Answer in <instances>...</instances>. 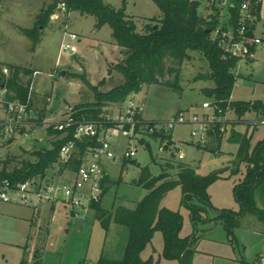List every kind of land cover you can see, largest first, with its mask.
Instances as JSON below:
<instances>
[{"label":"rangeland","instance_id":"374dc122","mask_svg":"<svg viewBox=\"0 0 264 264\" xmlns=\"http://www.w3.org/2000/svg\"><path fill=\"white\" fill-rule=\"evenodd\" d=\"M103 1L117 9L124 7L125 13L135 20L139 30H142L150 18L163 17L161 0ZM50 2L51 0H0V61L30 68L36 72L33 77V96L38 114L44 113L45 116L57 118L75 106L96 101L95 92L85 80L96 85L101 92L121 84L123 75L117 70L109 73L108 69L111 64L120 62L124 55L115 46L112 29L108 24L98 28L94 16L78 11L72 12L69 17L62 13L53 15L47 25L39 24L42 29L39 40L34 45L32 39L24 35L19 28H33L37 25L39 13ZM262 11L259 35L263 43L254 60L246 62L242 58L237 62L234 69L237 80L231 95V100L234 101L264 102V8ZM65 31L78 35V39L72 42L75 51L71 54L61 51ZM189 53L190 57L180 68L177 88L153 83L145 84L140 92L133 93L144 102V116L162 120L181 109L193 108L204 100L212 99L203 91L204 88L215 86L212 78L205 77L211 70L208 60L201 53ZM170 65L171 63L167 62V67ZM62 70L66 71L65 76L60 74ZM201 76L204 78H200ZM174 78L175 73L166 74L160 80L173 81ZM46 96L52 98L51 103H47ZM229 116L233 123L228 126L220 144L211 141L204 148H198L197 142L188 141L189 126H177L173 132L176 146L185 154L182 160L184 163L196 168L201 175L222 170L221 178L209 187L210 204L203 205L198 199L191 201L205 207L201 212V219L194 223L190 208L182 202L183 192L180 187L167 193L160 205L178 210L182 214V236L196 234L198 237L194 246L195 256L198 254L195 264H264V234L250 231L248 226L243 224L229 236L222 221L217 217L224 209H240V204L234 196V186L242 180L246 163H239V144L233 138L234 134L250 137V152L264 139H259L264 133V120L261 117L249 113L242 119L236 117L233 110L229 112ZM45 131L39 127L36 128L35 134L42 132L45 135ZM46 136L45 146L50 147L51 137L47 134ZM127 142L124 138L120 139L123 146ZM149 142L150 148L146 145L137 146V155L126 165L121 150L116 149L115 163L107 166L113 184L101 200L104 208L114 209L118 205L133 207L136 201L146 194V191L136 184L141 168L149 165L154 174H159L171 160L168 155H156L157 143L152 140ZM41 145L37 140L32 147L26 144L21 148H1L0 168L2 162L8 158H14V164L22 160H36L33 150L42 147ZM49 171L51 172V169ZM169 172L172 176L176 173L174 169H169ZM67 175L72 177L71 173ZM64 182L67 180L62 177L60 183ZM257 204L264 209V185L258 190ZM58 210H61V207ZM31 213L29 205L0 200V264H20L22 258L30 259L35 246ZM82 215H85L84 211ZM246 218H252L259 223L253 216L247 215ZM86 219V215L85 219H81L73 214L67 217L65 212H56L51 221L42 264H96L102 254L114 259L122 256L123 245L127 239L126 228L113 225L111 230L106 232L100 221L94 220L88 230L77 233L74 227H78L76 224L83 223ZM115 228H119V232H114ZM162 251L163 236L160 231H156L151 243L142 251L141 257L148 259L152 256L155 260L160 259L162 264H179L178 261L165 259Z\"/></svg>","mask_w":264,"mask_h":264},{"label":"trees","instance_id":"16d2710c","mask_svg":"<svg viewBox=\"0 0 264 264\" xmlns=\"http://www.w3.org/2000/svg\"><path fill=\"white\" fill-rule=\"evenodd\" d=\"M242 1L231 0L227 8L228 19L221 25L218 17L220 15L217 9L218 2L214 5L216 9L214 16L205 18L199 13L200 3L197 0H175V2L165 0V4L162 5L163 17L150 18L143 25L142 30H139L135 20L125 13L124 7L117 9L104 3L103 0H51L39 13L37 25L33 28L20 27L19 29L32 39L35 45L40 37L39 24L47 25L53 15L62 13L69 17L75 11L94 16L98 28L106 24L111 27L113 42L124 58L116 64H111L108 72L119 71L123 75V82L109 91L101 92L96 85L85 80L84 82L95 92L96 101L75 106L73 110L78 119L100 118L105 106L125 101L131 94L140 92L145 84H167L177 88L180 68L190 57L189 52L195 51L208 60L211 70L205 77H210L215 82V86L204 88V94L223 107L229 104L239 118L246 113H255L264 120L263 101L231 100L237 80L234 69L242 57L226 53L218 41L212 37L213 30L218 26L223 29L231 27L237 30ZM255 8H257L256 20L250 27L249 35H253L254 26L260 19L261 4ZM207 30L212 32L208 33ZM254 48L252 47L251 51ZM167 62L171 63L169 67ZM4 66L10 70L8 77L2 71ZM212 72L213 76H211ZM173 73H175L173 81L160 80L166 74ZM0 77H2L0 91L1 84L5 82L7 100L27 101L29 86L34 77L33 70L0 61ZM43 117L44 115L41 116ZM50 133L53 134L52 131ZM216 136L217 139H221L223 134L217 131ZM233 138L239 144L237 151L239 163L245 162L246 166L242 180L234 186V196L240 204V210L224 209L217 216L229 236L243 224V219L247 215L255 217L264 229V209L257 204L258 190L264 185V139L250 152V137L238 133L234 134ZM64 141V139H52L51 147L37 148L33 151L36 157L34 161L22 160L14 164V158L4 160L0 168V184L6 179L11 185H16L30 178H44L47 171L57 162L60 146ZM204 147L198 146V148ZM131 161L133 160H125L124 165ZM169 169L176 171L174 176ZM221 173L222 170L201 175L191 165L173 159L159 174H154L149 165L143 166L136 184L142 187L146 194L136 201L133 207L118 205L114 209H106L101 205L102 199L91 205L95 210L96 218L106 232L110 230L112 224L127 230L122 256L114 259L102 254L96 264H162L160 259L155 260L152 256L148 259L141 257L142 251L151 243L156 231H160L163 236L162 256L165 259L178 261L179 264H193L196 254L194 246L198 237L196 234L182 236V214L178 210H172L160 204L167 193L180 187L183 192L182 202L188 205L192 219L194 223H197L205 207L193 204L191 201L198 199L203 205H209V187L221 178ZM102 184L103 198L113 182L107 175ZM43 252L44 248L37 246L33 252L32 262L28 263L25 258H22L20 264H42Z\"/></svg>","mask_w":264,"mask_h":264},{"label":"built area","instance_id":"2783aa9c","mask_svg":"<svg viewBox=\"0 0 264 264\" xmlns=\"http://www.w3.org/2000/svg\"><path fill=\"white\" fill-rule=\"evenodd\" d=\"M263 1L241 2L237 30L221 26L213 30L212 37L226 53L245 58L251 55L252 47L263 43L260 37L248 34L256 20L255 7ZM230 3L231 0H219L217 5L228 8ZM77 39L76 33L65 31L61 51L74 52L72 42ZM2 71L6 77L10 74L7 66ZM6 91L4 82L0 91V149L15 138H30L36 128L42 127L51 137L50 143L52 139L65 140L51 169L71 173L72 177L67 175V182L60 183L48 179L46 174L44 178H30L16 185H11L6 179L0 184V200L26 204L35 210L46 203H63L70 214L81 219H85L82 211L102 199V183L108 175V164L115 163L116 149L121 150L124 160H133L138 152L137 146L150 148L149 141L152 140L157 143L156 155H168L171 159L182 161L185 154L176 146L173 136L177 126H189L192 142L202 145L207 143L212 133L219 131L225 134L232 123L230 105L223 107L214 99L204 100L193 108L181 109L166 119L148 120L144 116V102L132 94L123 102L105 106L98 119H78L73 108L57 118L38 114L34 109V81L29 86L27 101L7 100ZM45 100L51 103L52 98L46 96ZM121 138L128 141L125 146L120 143ZM139 140H142L141 144Z\"/></svg>","mask_w":264,"mask_h":264},{"label":"crops","instance_id":"0c3cea01","mask_svg":"<svg viewBox=\"0 0 264 264\" xmlns=\"http://www.w3.org/2000/svg\"><path fill=\"white\" fill-rule=\"evenodd\" d=\"M197 1L200 3V7H199V10L200 11H199V13L203 17H205V18H211V17L214 16V14L216 12V9H215V6L214 5L217 4L218 0H214V1L213 0H197ZM263 8H264V3L261 4L260 19L255 24L254 30H253V34L256 35V36H258V37H260L261 39H262V37L259 35V29H260V23L259 22L261 20L262 14H263V11H262ZM217 9L220 12V15L218 17H219V22L222 25V24H224L227 21L228 15H229V11H228L227 8L217 7ZM202 12H204V13H202ZM260 48H261V46L255 47L252 50L251 55H249V56H247V57L244 58L246 60V62H250V60H254L255 59V55L259 51ZM239 61H241V60H239ZM231 98H232V96H231ZM34 109H35V111H37V108H36L35 105H34ZM247 114H249V113H246L245 115H247ZM253 114H255V113H253ZM245 115L243 117H241V118L244 119ZM235 116H236V114H235ZM145 118L148 119V120H156V119H152V118H149V117H146V116H145ZM227 130H228V127H227ZM35 131H36V129L34 130L33 135L31 136V138H23V137H21V138H15L13 141H11L9 144H7L5 147H8L10 149L11 148L12 149L13 148H21V147H23V145L25 147L26 144H28L29 147H32V146H35V144L37 143V140H39V142L42 144L41 146H45V144L47 143L46 133H45V135L42 132L39 133V134H35L36 133ZM190 131H191V128H190ZM225 134H223V136H222L221 139H217L216 133H212L211 134V137L209 138V140L207 141V143L202 144V145L201 144H198L197 146H200L201 145V146L204 147V146H206L211 141H215V142H217V144H220L221 141L223 140ZM263 138H264V133L261 135V137L259 139H263ZM188 141L189 142H192L190 136H189ZM175 143H176V141H175ZM25 149L29 150V148H25ZM124 163H125V160H124ZM49 170L47 171V176H48V179H50V180L60 181V179L62 177H65L66 180L68 178L67 177V174L66 173H63L62 171H58L57 172V171H55V169L54 170L51 169V172H50ZM108 176H109V173H108ZM243 176H244V173H243ZM59 207H61V210H58ZM30 208L32 210L31 220H32L33 227L35 229V241H34L35 242L34 243L35 246H34L33 251L31 253L30 259L28 258V260H27L28 263H31L32 262V260H33V252H34V250H35V248L37 246L40 245V246H42L45 249V244L47 243V240H48L49 235H50V225H51V221L55 217L56 212L57 211L65 212L66 215H67V217L70 215V212H69L68 208H66V206L64 204H62V203H47V204H43V205H40L39 208L36 209V210L33 207H30ZM234 211H237V210H234ZM84 213L87 216V219L83 223L76 224V226H78V227H74V228L77 230V233H80L83 230H88L89 227L93 224V221L94 220H98L96 218V213H95L94 208L90 207L89 209L85 210ZM246 217L243 219V224L246 225V226H248V229L250 231L264 234V229H263V226L261 224L255 222V220H252V218H246ZM113 225L114 224H112L111 227ZM114 226H116V225H114ZM240 227H238V228H240ZM110 230H111V228H110ZM68 231H69V229L67 228V232ZM114 232H116V233L119 232V229L118 228H115ZM262 253H260V254H262ZM197 258H198V254H197V256L194 257L193 264H195V260Z\"/></svg>","mask_w":264,"mask_h":264},{"label":"water","instance_id":"95a60500","mask_svg":"<svg viewBox=\"0 0 264 264\" xmlns=\"http://www.w3.org/2000/svg\"><path fill=\"white\" fill-rule=\"evenodd\" d=\"M172 1L175 2V0H172ZM161 4L164 5V4H165V0H161ZM41 29H42V27H41ZM207 32H208V33H211L212 30H207ZM60 74H61L62 76H65L66 71H65V70H62V71L60 72ZM213 75H214V73L212 72V73H211V76H213ZM0 81H2V77H0ZM1 88H4V83L1 84ZM139 143L141 144V143H142V140H139Z\"/></svg>","mask_w":264,"mask_h":264}]
</instances>
